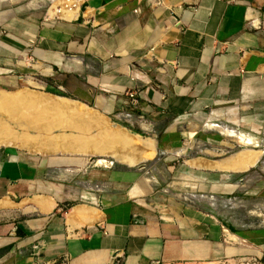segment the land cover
<instances>
[{
  "label": "crops",
  "instance_id": "1",
  "mask_svg": "<svg viewBox=\"0 0 264 264\" xmlns=\"http://www.w3.org/2000/svg\"><path fill=\"white\" fill-rule=\"evenodd\" d=\"M48 6L0 0V87L42 83L99 114H126L154 155L157 146L178 156L204 125L244 145L233 154L256 156L250 168L259 161L263 150L249 148L258 141L238 128L264 124V0H89L72 21L44 20ZM233 154L187 162L212 170L197 179L222 199L236 188L264 201L254 172L249 185L226 174L250 168L212 167ZM132 177L4 149L0 264H264V225L236 227L192 195H144Z\"/></svg>",
  "mask_w": 264,
  "mask_h": 264
},
{
  "label": "rangeland",
  "instance_id": "2",
  "mask_svg": "<svg viewBox=\"0 0 264 264\" xmlns=\"http://www.w3.org/2000/svg\"><path fill=\"white\" fill-rule=\"evenodd\" d=\"M41 85L42 83L36 85V83L32 81H29L28 83L20 81L18 87L14 89H4L3 87H0V116L7 117L9 115L11 119L9 117L7 118L14 130L21 131L27 127V133L31 136L35 132L31 130L34 125L35 128L45 131L50 130V127L53 134H61L63 132L70 133V129L68 128V123H70V121H75L82 125H84L85 121V124L88 123V126H84H87L88 130L91 131L90 133L97 134L96 130L91 128L93 125L89 124V121L82 120L81 122V119L79 118L76 119V121V116L71 113H62L47 107L40 100L46 93L54 96L66 97L68 99L70 98V100H74V98L69 97L66 92L57 88H42ZM91 112L94 114L97 113L93 110H91ZM14 114H16V116ZM54 115L56 117H54ZM99 116L108 119L113 125H120L125 127L124 129H129V127H126V122H130L129 117H127L128 115L126 114H99L98 117ZM21 123L24 125L23 128H21L22 125L20 126ZM39 125L40 127H38ZM89 125L91 126L89 127ZM219 126L221 127V125ZM222 126L234 127L226 123H223ZM260 126L261 128L255 132L246 128H238L241 132L253 138L254 141H258L257 145L250 146L249 148L262 149L263 152L256 165L251 167L248 171L242 173H226L227 176L229 175L228 177H230V179L234 180V178H242L247 182L245 184L249 185V181L251 180L250 176L254 172L255 178L257 177L258 180L257 184L260 185L264 182V124H261ZM143 136H145L144 138L149 137L148 135ZM186 144H188V146L185 151L184 147ZM13 145H15L13 148L16 149L20 156H40L44 158L50 157L54 159L77 160L88 166L89 169H96L100 172L108 171L115 173L120 170H125L129 172L131 177L134 175V178H131V183H129L131 188L133 187V181L135 183L141 181L146 185L147 191L146 193H143L144 195L153 194L151 192H157L158 194L163 193L167 196L176 197L178 199H187V197L191 198L192 195L195 200L200 199L208 201L213 205V211L223 220L234 223L236 224V227L242 229H250L264 225V201H253V199L251 201V198L248 195H243L242 197L234 196V194L237 193L236 191H238L236 188L234 189V194L227 197L225 196V199H222L220 195L209 192V188L207 191V187L202 186L204 183L197 179V177L201 178L202 173H207L212 170L207 168H197L191 166L189 162H187L188 160L197 158L201 163H211L244 148L242 143L224 135L220 132V129H208L207 127H204V125H198L195 129V133L190 134L189 137L184 139V144L182 146L184 149H182V153L178 152V156L176 155L177 151L160 149L156 146L157 150L155 155L153 157L151 156L152 158L150 157V159L148 158L145 162L134 167H128L123 163H119L113 157H109L110 155H106V157L77 155L50 156L45 154H34L29 150H26V148L21 147L20 149L18 144L14 143ZM6 148L12 147L0 146V152ZM100 158L106 160L107 163L98 164L97 160ZM217 173L222 172H216V174ZM233 185L237 186L239 183H233ZM210 189L213 191L216 190V187H210ZM188 194L189 196H187ZM262 261H264V259Z\"/></svg>",
  "mask_w": 264,
  "mask_h": 264
},
{
  "label": "bare ground",
  "instance_id": "3",
  "mask_svg": "<svg viewBox=\"0 0 264 264\" xmlns=\"http://www.w3.org/2000/svg\"><path fill=\"white\" fill-rule=\"evenodd\" d=\"M40 100L47 107H50L55 111L73 114L77 117H75V120L79 118L81 119V122L82 120H86L87 122L89 121V124L93 125L91 128L96 130L97 134L90 133L91 131L87 128L88 123L85 124V121L84 125L87 126L75 121H70V123H68L70 133L63 132L61 134H53V131L50 127V130L45 131L42 129H37L33 125L31 130L35 132L30 136V134L27 133L28 129L26 130V126V128L22 129L21 131L14 130L7 118L9 117L8 115L7 117L4 116L5 118L0 116V146L13 147L15 146L13 145L15 143L20 146V149L23 147L34 154H45L50 156L110 155L111 157L115 158V160L118 159V161L130 165V167L131 165H136L154 155L156 144L154 145L153 142L149 141V138L143 139L138 135L130 133L127 129H124L120 125H113L108 119L103 117L101 118L100 116L98 117V113H95L97 114L95 115L93 112H91V108L89 109L79 102L70 100L66 97L54 96L47 93L44 94ZM14 115L16 116V114ZM54 117L56 116L54 115ZM21 125L22 123L20 126ZM91 125H89V127ZM23 126L24 125H22L21 128H23ZM38 127H40V125ZM140 144L145 145L150 150L148 149V152H142V154L138 153L139 155H136L138 145ZM255 161L256 156L251 155L250 152L244 153L241 151L239 153L233 154L230 157L220 160L215 164H212V167L226 171H244L250 168V166L253 165ZM209 167H211V165Z\"/></svg>",
  "mask_w": 264,
  "mask_h": 264
},
{
  "label": "built area",
  "instance_id": "4",
  "mask_svg": "<svg viewBox=\"0 0 264 264\" xmlns=\"http://www.w3.org/2000/svg\"><path fill=\"white\" fill-rule=\"evenodd\" d=\"M89 0H49L43 19L72 21L82 13Z\"/></svg>",
  "mask_w": 264,
  "mask_h": 264
}]
</instances>
